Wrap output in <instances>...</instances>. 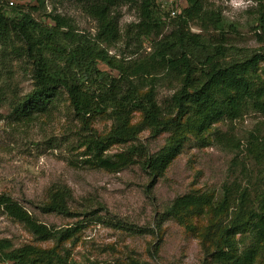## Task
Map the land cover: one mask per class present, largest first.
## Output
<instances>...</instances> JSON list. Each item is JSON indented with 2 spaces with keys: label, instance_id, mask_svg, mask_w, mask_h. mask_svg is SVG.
<instances>
[{
  "label": "trees",
  "instance_id": "obj_1",
  "mask_svg": "<svg viewBox=\"0 0 264 264\" xmlns=\"http://www.w3.org/2000/svg\"><path fill=\"white\" fill-rule=\"evenodd\" d=\"M9 1L13 3L0 0V65L4 64L2 54L14 53L30 64L32 78L29 92L23 96L12 92L11 109L16 119H27L66 95L79 123L82 162L89 167L118 172L137 163L149 178L146 189L150 190L190 135L204 141L214 132L216 140L228 144L230 138L215 130L214 124L250 111L264 116V0H251L256 28L262 32L255 33L262 44L250 48L229 43L221 11L207 8L202 0H185L180 6L173 1L177 8L173 16L165 2L132 0L138 20L124 29L119 23L120 6L126 0H68L95 20L94 34L79 31L71 16L55 11L57 3L67 0ZM47 2L53 8L49 12ZM35 11H42L52 23L35 18ZM191 24L201 31H194ZM209 27L218 33L210 35ZM122 38L128 44L134 42L130 54H110L109 49ZM147 39L149 54L137 56V44ZM163 82H175L177 87L160 103L157 89ZM5 99L0 91V104ZM136 114L139 119L134 121ZM97 117L111 120L106 133L92 126ZM143 130L151 137L168 135L152 152L139 141ZM246 139L255 172L244 173V186L235 180L225 183L218 197L212 191L190 190L175 197L157 221V233L165 217L197 236L203 250L201 264H264V119ZM113 145L124 148L111 153ZM73 201L67 184L53 183L37 207L44 213L105 221L96 209H87L91 200L84 198L78 208L72 207ZM97 204L106 210L103 203ZM0 210L22 223L36 240L52 241L48 247L32 243L13 247L2 238L0 263L69 264L65 243L76 238L81 222L48 226L6 193H0ZM150 231L156 232L155 228ZM114 264L145 262L130 257Z\"/></svg>",
  "mask_w": 264,
  "mask_h": 264
},
{
  "label": "rangeland",
  "instance_id": "obj_2",
  "mask_svg": "<svg viewBox=\"0 0 264 264\" xmlns=\"http://www.w3.org/2000/svg\"><path fill=\"white\" fill-rule=\"evenodd\" d=\"M158 1L165 2L166 9L171 6L170 0ZM173 1L177 6L186 4L185 0ZM202 1L207 8L221 11L224 37L229 43L248 48L262 44L255 33L261 31L256 28L254 2ZM27 2L33 4V1ZM55 6V11L73 18L79 31L95 33V20L76 3L67 0ZM136 6V1L132 0H126L120 6L121 28L138 20ZM51 9L52 5L47 2L46 12ZM42 14V11L33 12L38 20L46 19ZM46 22L52 23L49 19ZM167 28L169 30L171 26ZM191 28L201 31L195 24H191ZM209 28L210 35L218 33ZM133 44L122 38L109 53L116 57L127 56ZM137 45V56L149 54L150 39ZM1 60L4 64L0 65V91L5 93L6 99L0 104V193L11 195L39 222L48 226H70L81 222L76 238L65 243L70 253L69 264L125 263L130 257L145 264H201L203 250L197 236L186 232L174 219L165 217L157 233V221L175 197L190 190L212 191L218 197L225 183L235 180L244 186L247 182L244 173L255 172L246 138L264 116L250 111L232 121L223 119L214 124L215 130L217 128L230 138L228 144L216 140L214 132L204 141L190 135L163 175L147 190L149 178L137 163L118 172H108L82 162L83 147L77 137L79 123L66 95L42 113L16 119L10 103L12 92L23 96L32 88L30 64L14 53L2 54ZM176 87L175 82L161 83L157 89L158 101L161 103ZM138 119L136 114L134 121ZM91 124L103 134L110 129L111 120L97 117ZM167 135L151 137L148 130H143L139 141L154 152L164 144ZM123 148L124 145H113L108 151L113 153ZM53 183H65L72 189L73 208H78L84 198L86 202L91 200L87 209H96L105 221L82 219L83 215L70 217L41 212L37 206L45 201ZM97 201L103 203L106 210L99 209ZM153 228L155 233L150 231ZM2 238L8 239L13 247L30 243L41 247L52 245L51 240H36L22 223L0 210Z\"/></svg>",
  "mask_w": 264,
  "mask_h": 264
},
{
  "label": "built area",
  "instance_id": "obj_3",
  "mask_svg": "<svg viewBox=\"0 0 264 264\" xmlns=\"http://www.w3.org/2000/svg\"><path fill=\"white\" fill-rule=\"evenodd\" d=\"M171 1H172V2H171ZM9 3L12 4L13 1H9ZM170 4H171V6H170V15L173 16V15L176 14L177 8L174 7V5H173V0H170Z\"/></svg>",
  "mask_w": 264,
  "mask_h": 264
}]
</instances>
